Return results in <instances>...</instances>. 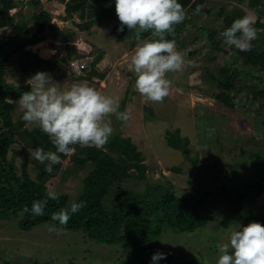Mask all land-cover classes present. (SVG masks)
<instances>
[{"label": "rangeland", "instance_id": "rangeland-1", "mask_svg": "<svg viewBox=\"0 0 264 264\" xmlns=\"http://www.w3.org/2000/svg\"><path fill=\"white\" fill-rule=\"evenodd\" d=\"M224 2L225 0H203L196 19L200 25L216 29L215 37L221 40L219 32L224 22L217 12ZM228 3L240 5L245 9L244 15H251L255 23L257 11L247 7L242 1L229 0ZM40 8L51 12L53 20H60L66 13L65 2L58 0H44L41 6L33 9H24L19 5L12 8L10 13L14 14L22 9V14L29 16L32 10ZM190 14L192 13L188 12L186 16ZM67 19L70 20L67 25L72 30H79L92 44L95 54L98 49L103 48L113 52V56H108L101 66L97 65L100 71L106 72L103 80L107 84L110 81V85L108 84V88L104 87L102 79L97 76L89 78L90 80L75 77L67 73L63 62L50 69L46 63L37 65L33 57L28 58L23 52L15 54L7 62L5 76L6 81L19 91L17 95L10 97V101L14 103L11 114L12 121L17 125L15 133L18 139L8 152V159L12 162L11 169L21 173L23 164L26 163V170L31 177L37 178V165L41 162L31 156L30 150L42 147V144L40 139L37 140L29 132L40 128L35 122L21 119L24 109L18 100L24 91L30 90L29 78L37 71H44L61 90H66L73 83H87L105 95L118 97L119 111L127 108L130 114L128 120H118L116 113L108 114L106 119H110L113 130L121 135L131 136L145 155L148 165L145 178L133 177L127 184L135 191L143 192L148 185L161 184L170 186L179 196H198L208 189L218 192L224 186L234 194L235 187L241 182L255 181L264 176V106L261 105L264 98L256 99L241 92L235 97L236 104L227 106L216 97V92L219 91L217 82L207 74L205 67L214 69L216 73L219 65L228 57L218 51L217 61L206 60L205 55L212 46L208 44L204 30H196L189 25L187 31L179 36V40L175 42L176 49L184 57L185 63L180 70L166 73L175 92L169 93L163 101L154 102L134 88L136 75L124 64L129 63L131 50L137 44L132 46L128 39L120 41L116 38L117 34H111L113 21L94 24L90 30L85 31L76 26L81 21L77 13H74L73 18ZM60 28L64 30L65 25ZM12 32L10 26L0 27V37H6ZM45 33L46 38L33 46L27 45L26 48L34 52L35 49L43 51L48 46H57V49L64 46V42L56 39L51 30H46ZM194 36H198V39L193 40ZM194 51L195 53H191ZM124 53L126 55L123 57ZM125 59L127 62H124ZM90 68L89 63L86 74L80 77L87 79ZM114 82L122 85L119 90L111 87ZM146 115L150 116L149 119ZM177 128L182 136L189 138L191 158L167 142V130L174 131ZM78 146L80 145H73L75 151ZM54 166L57 167L55 175L48 181L50 189L68 194L70 201L76 200L82 191L83 179L91 169L90 165L80 167L69 155L61 158ZM239 206L243 211L251 208L264 212V192L257 199L244 201ZM242 209L233 206L226 198L213 199L210 196L202 211H220V215L214 220L193 232L176 233L167 227L156 237L157 250L170 253L166 261H163L215 264L219 254L218 245L226 242L230 231L239 224L247 225L251 222L249 218L238 217L242 214ZM22 216L23 214H13L7 219L0 218V264H120V259L123 260L128 255V242L100 243L82 230L61 229L59 232H49L48 225L55 223L52 220L23 229L19 224Z\"/></svg>", "mask_w": 264, "mask_h": 264}, {"label": "trees", "instance_id": "trees-1", "mask_svg": "<svg viewBox=\"0 0 264 264\" xmlns=\"http://www.w3.org/2000/svg\"><path fill=\"white\" fill-rule=\"evenodd\" d=\"M58 1L65 2L66 5L63 18H73L74 13L79 15L81 21L76 23L78 29L88 31L94 24L100 25L103 21H113L111 34H117L116 38L120 41L128 39L132 46L138 43L134 31H130L127 26L123 31H117L120 21L115 11L114 0ZM202 1L179 0L185 13L192 14L185 15V19L174 26V32L167 38L176 42L191 25V28L196 30H204L208 44L212 46L205 55L206 60L217 61L219 56L216 52L218 51L228 57L219 65L216 73L214 69L205 67L207 74L217 82L219 91L216 92V97L227 106L236 104L235 97L241 92H246V95H252L256 99L264 98V87L260 88L264 86V0H236L244 2L247 7L258 12L254 23L257 38L252 41L253 47L250 51H241L223 43V39H216V29L202 26L196 21L198 13L195 12V8L201 5ZM227 1L225 0L217 12L224 22L221 31L230 26L234 19L245 14V9L240 5ZM23 3V0H0V27L10 26L13 30L12 34L0 37V181L2 183L0 185V218L7 219L13 214H23L19 223L20 227L30 229L51 220L53 212L59 211L62 207H68L71 201L68 194L58 192L60 195L57 200L48 199L44 215L33 216L22 211L25 205L30 208L34 199L46 197L47 191L51 190L48 181L55 175L57 167L53 165V171L49 173L44 170V163L38 164L36 179H33L26 170V163L23 164L21 173L11 169L12 162L8 159V152L18 139L15 133L17 125L12 121L11 114L14 103L10 101V97L17 95L19 91L13 84L6 81L7 62L15 54L23 52L26 57H33L37 65L46 63L48 68L54 69L59 62L66 63L77 55V51L75 46L67 43L75 31L66 25L63 30L57 23H52V14L48 10L34 9L29 16L22 14V9L20 12L10 13L12 8ZM26 3L30 9L42 5L41 0H27ZM46 30H51L56 39L64 42V46L58 48L54 59L41 58L26 48L27 45L36 44L46 38ZM145 37L151 38L150 33L141 34L142 39ZM197 37L194 36L193 40L198 39ZM104 53V49H98L90 62L91 68L87 79L84 76L79 78L90 80L89 78L97 76L104 79L106 72L96 67ZM261 105L264 106V102ZM146 117L149 119L150 116L146 115ZM262 122L264 124V119ZM29 134L37 140L40 139L39 142L46 151L55 150L48 135L40 129ZM166 135L171 147L189 155V138L182 136L179 128L174 131L167 130ZM138 146L131 136L121 135L113 130L108 142L102 148L80 145L70 155L78 166L90 165L91 169L83 179L81 193L75 198L76 201H84V206L73 213L68 224L61 229L82 230L100 243L128 242L130 248L128 255L125 259H120V264H149L151 254L157 251L155 239L167 227L176 233L193 232L214 220L220 215V211L208 213L202 211L210 196L213 199L226 198L233 206L242 209L239 206L242 202L257 199L264 192V176L255 181L241 182L235 187L234 194L224 186L218 192L208 189L198 196H179L170 186L161 184L148 185L143 192L135 191L127 186L129 180L133 177L144 179L148 166L145 155ZM60 155L61 158L67 157L64 154ZM176 168L180 169L174 167ZM242 214L238 217L264 223V212L247 208L244 211L242 209ZM160 264L194 263H165L161 260Z\"/></svg>", "mask_w": 264, "mask_h": 264}, {"label": "clouds", "instance_id": "clouds-1", "mask_svg": "<svg viewBox=\"0 0 264 264\" xmlns=\"http://www.w3.org/2000/svg\"><path fill=\"white\" fill-rule=\"evenodd\" d=\"M114 3L120 21L117 31L127 26L138 42L128 64L136 75L134 88L150 101H163L171 85L166 73L180 70L185 63L175 40L167 38L174 32V26L185 19L184 7L179 0H114ZM200 11L201 5H197L195 12ZM144 32H149L151 38L142 39ZM219 36L229 46L250 51L252 41L257 38L253 17L246 14L234 19ZM52 82L48 73L37 71L28 80L30 90L24 91L18 100L24 109L21 119L35 122L54 145L55 150L46 151L41 146L30 150L31 156L44 163V170L49 173L60 162V154L68 156L75 151L73 145L102 148L113 131L110 119H106L108 114L116 113L122 121L130 117L127 108L118 110V97L105 95L87 83H73L61 90ZM59 195L49 190L44 199H34L31 207L25 205L22 211L42 216L48 199L57 200ZM83 206L84 201L72 200L68 207L53 212L51 220L58 223L49 224L48 231L59 232ZM218 253L215 264H264V223L239 224L230 231L227 241L218 245ZM168 255L157 250L151 254L149 264H160Z\"/></svg>", "mask_w": 264, "mask_h": 264}, {"label": "built area", "instance_id": "built-area-1", "mask_svg": "<svg viewBox=\"0 0 264 264\" xmlns=\"http://www.w3.org/2000/svg\"><path fill=\"white\" fill-rule=\"evenodd\" d=\"M23 1L24 3L20 5H22L24 9L28 8L27 7L28 4L26 3L27 0H23ZM41 1L42 3L44 2V0ZM54 20L52 19L51 22L57 23L60 27H62L63 25L68 26L67 24H70L69 19L61 18L59 20L55 18ZM73 30H75V32L67 43L75 46L77 55H74L70 60H68L65 63V65L67 68V73L75 77H80L86 74L88 65L95 56L94 47L87 39L84 38V36L81 34L79 30L77 29H73ZM34 53L38 54L41 58L52 59L55 58L56 54L58 53V49L57 46L55 47L48 46L45 47L43 51L42 49H35Z\"/></svg>", "mask_w": 264, "mask_h": 264}, {"label": "crops", "instance_id": "crops-1", "mask_svg": "<svg viewBox=\"0 0 264 264\" xmlns=\"http://www.w3.org/2000/svg\"><path fill=\"white\" fill-rule=\"evenodd\" d=\"M117 43V42H116ZM104 49V55H103V57H102V59L97 63V65H99V66H101L102 64H103V62H104V60L105 59H108L109 57L108 56H110V57H112L113 56V52L112 51H108V50H105V48H103ZM133 50H135V48L133 49ZM133 50H131L132 51V53H133ZM126 55V53H124L123 54V57ZM124 62H127V60L125 59V61ZM130 62V61H129ZM128 64L129 63H127V65H125L124 64V66H128ZM97 65H96V67H97ZM97 69H98V67H97ZM99 70V69H98ZM128 70H129V68H128ZM106 77V76H105ZM105 79V78H104ZM101 80V79H100ZM102 81V85H104V87L106 86V88H108L109 87V85H110V81H108L109 83V85L107 84V82H104V80L102 79L101 80ZM108 86V87H107ZM120 86H122V85H120L119 83H112V86L111 87H113L115 90H119L120 89ZM103 87V88H104ZM174 86H172V84L170 85V91H169V93L170 94H172L173 92H175V87L173 88ZM165 102H166V100H164ZM146 105V104H145ZM145 109V108H144Z\"/></svg>", "mask_w": 264, "mask_h": 264}]
</instances>
